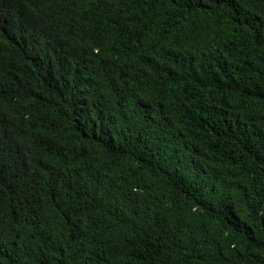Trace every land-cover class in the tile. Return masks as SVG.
Segmentation results:
<instances>
[{
	"label": "trees",
	"instance_id": "obj_1",
	"mask_svg": "<svg viewBox=\"0 0 264 264\" xmlns=\"http://www.w3.org/2000/svg\"><path fill=\"white\" fill-rule=\"evenodd\" d=\"M0 264H264V0H0Z\"/></svg>",
	"mask_w": 264,
	"mask_h": 264
}]
</instances>
